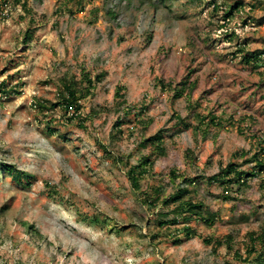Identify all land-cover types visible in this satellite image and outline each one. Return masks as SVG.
Listing matches in <instances>:
<instances>
[{
  "label": "rangeland",
  "instance_id": "rangeland-1",
  "mask_svg": "<svg viewBox=\"0 0 264 264\" xmlns=\"http://www.w3.org/2000/svg\"><path fill=\"white\" fill-rule=\"evenodd\" d=\"M20 1L0 0V264H251L264 246L253 241L264 233V171L245 185L208 179L264 156V0ZM248 50L262 52L256 70L243 63ZM72 81L77 117L60 104ZM184 81L192 85L175 97ZM179 116L191 127L176 125ZM159 130L165 155L141 144ZM148 155L140 190L161 188L155 205L128 177ZM3 164L32 184L18 185ZM178 187L213 224H158L172 218L163 201Z\"/></svg>",
  "mask_w": 264,
  "mask_h": 264
},
{
  "label": "trees",
  "instance_id": "trees-1",
  "mask_svg": "<svg viewBox=\"0 0 264 264\" xmlns=\"http://www.w3.org/2000/svg\"><path fill=\"white\" fill-rule=\"evenodd\" d=\"M17 2H21V1L17 0ZM25 3L26 2L23 1L24 5ZM242 6H244L243 1L235 2L230 7V9L225 12L224 19L230 20L233 17L235 10H238ZM214 7L218 9V6L216 4H214ZM107 13L113 14L112 10H108ZM32 38H33V32H30V30H28L25 34V42H29L30 40H32ZM261 54L262 52H259L258 50H253V51L248 50L247 52H245V54L242 57L243 63L246 64V67L252 70H256L263 64V60L260 59L262 57ZM101 76H103V74H98L95 77V79L101 80L102 78ZM84 79L88 84L86 86V90L88 94L92 88L93 79L90 77L89 74H85ZM5 85H6L5 82L3 81L0 82V91L2 93H7L4 88ZM182 85H184L183 88H181L180 90H176L177 93L175 91V97L182 96L185 93V91L189 89V86L192 85V82L184 81ZM119 91L116 94L118 96H121L122 94H120ZM61 92H62L63 100L60 104H63V107L66 109V111L73 110L74 112H76L75 113L76 117L79 116V113L77 114V112H79L81 109L80 99L82 98V96L78 95L79 90H77L75 83L73 81L66 83L63 87V91ZM38 105L41 108H45V106H43L40 102H38ZM198 117L200 119V123L202 122L204 123L205 121L208 120L209 125L220 126V123L216 120V117L214 116L210 119H207V116L204 115L202 116L198 115ZM175 124L178 126L183 125L185 127L184 129L191 127V124L186 122V120L180 116L176 120ZM121 125H122V121L118 119L115 122L114 127H116L119 130V132H122ZM52 131L55 130L52 129ZM165 137L166 136L164 135L163 130H159L155 134L143 139L141 144L143 146H149V145L152 146L154 149L153 153L155 154L165 155L166 154V148L164 146ZM246 153H247L246 151H242L243 156H245ZM258 155L259 154H255L252 158L246 159L247 163H255L254 166L251 168V170H243L241 169L240 164L229 163L220 172L214 174L213 176H210L208 180L217 181L218 183L223 184L225 186L235 183L239 185H245L249 182L251 178L256 177L260 171H264V156L259 157ZM153 162L154 161L151 159V155L141 156L138 162L129 169V174H128L131 184L134 186L136 190H138L139 193L142 194V198H141L142 202L144 204H149V205H155L161 199L160 196L161 188L151 187L153 189L151 190L154 191V193L152 194L149 193V191L140 190L141 189L140 180L146 173H148L151 170L153 166ZM3 167L12 173V176L18 185L26 187L32 184L30 180L31 176L26 172L17 169L15 166L11 164H3ZM170 175L172 176V179H178L179 177H181V175L175 169L171 170ZM200 179L201 178L199 176L193 178L184 177L182 182L184 184L186 183V185L197 184L198 182H200ZM189 193L190 191L187 187H178L175 192L169 194L168 197L164 198L163 204L174 205L171 212L173 216L172 218L169 219H158V224L160 226L169 225V224H179L182 222V220L183 223H187L192 221L193 219L202 220L203 222L209 225L214 223L215 217L213 213L210 214L207 212V208L204 203L195 202L193 201L192 198L187 199L185 196L188 195ZM225 199L229 200L230 198L225 197ZM92 219H93L92 221L96 223L100 221L97 216L93 217ZM26 224L28 228H31L32 225L28 223ZM182 231L187 239L192 238L196 234V230L190 224L184 225ZM257 240H260L264 244V233L257 236L256 238L254 237L253 240L254 243H256L255 241ZM176 241H180V239H177ZM205 241L211 243L212 239L207 238L205 239ZM217 244H221V241L220 240L217 241ZM252 251L256 252L255 245L252 248ZM250 253L251 250L249 254ZM254 258L255 259L251 262V264H264V246L262 247V250L259 253H256V256ZM245 261H248L247 258H245Z\"/></svg>",
  "mask_w": 264,
  "mask_h": 264
}]
</instances>
